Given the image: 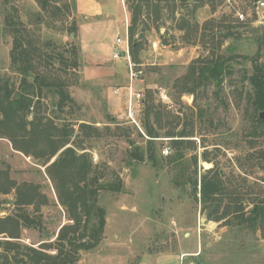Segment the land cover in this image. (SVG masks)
I'll return each mask as SVG.
<instances>
[{
	"label": "rangeland",
	"instance_id": "1",
	"mask_svg": "<svg viewBox=\"0 0 264 264\" xmlns=\"http://www.w3.org/2000/svg\"><path fill=\"white\" fill-rule=\"evenodd\" d=\"M49 1L47 11L37 0H0V84L8 80L17 88L22 86V77L11 63L16 27L26 28L33 44L43 51L58 50L65 55V64L57 60L48 65L43 60L40 66L42 71L49 70V82L65 83V91L73 100L54 113L51 105L55 103L57 109L59 86L51 90L44 87L43 97L34 100V111L39 117H60L53 123L59 129H74L73 144L80 153L89 154L100 182L122 185L120 191L101 189L98 193L99 204L106 210L103 239L95 249L81 252L79 264H264L262 229L239 232L227 224L231 217L209 220L207 211L193 197L190 181L196 168L200 175L216 165L246 211L264 200V170L242 160L251 150L245 141L250 114L241 83L242 72L250 74L253 70L251 58L259 56L258 61L264 64V41L253 29L264 26V7H258L256 0H213L197 8L194 0H163L159 4L153 1L138 18L134 38L143 47L139 61L144 75L134 88L143 92L144 99L148 100L150 93L153 96L158 121L166 126L162 133L174 128L179 131L187 125L193 136L186 139L195 142V146L190 144L182 150L181 160L170 163L164 159L157 167L148 161L133 160L130 155L135 146H146L139 134H144L145 106L141 102L136 107L137 126L128 118L127 94L126 98L125 93L113 94L115 88L129 84V79L126 62L114 60L109 46L119 35V28L124 36V25L132 24L136 0L105 1L113 24H96V18L79 14L78 0ZM238 13H244L245 20H240ZM181 25L183 30L179 29ZM92 27L97 29V38ZM210 31L216 36L211 37ZM227 31L233 36L222 40ZM100 43L106 47L102 49ZM218 53L250 59L232 62L231 74L226 73L219 87L213 84L194 95L184 93L186 85H191L197 59L204 61ZM200 107L205 112H200ZM81 123L97 130L87 137L84 132L91 130L81 131ZM171 139L158 138L160 148L171 147L169 156L175 153ZM255 147L264 150V138ZM58 155L44 166L42 160L15 150L9 139L0 138V171L18 185H36L45 197H38L36 205L19 208L15 189L0 194V217L27 212L40 221V226L22 229L21 241L27 245L55 242L60 228L72 224L47 170ZM205 155L212 162L203 160ZM181 174L183 178H179ZM177 180H184V184L178 185ZM230 201L226 198L225 204Z\"/></svg>",
	"mask_w": 264,
	"mask_h": 264
},
{
	"label": "trees",
	"instance_id": "2",
	"mask_svg": "<svg viewBox=\"0 0 264 264\" xmlns=\"http://www.w3.org/2000/svg\"><path fill=\"white\" fill-rule=\"evenodd\" d=\"M45 10L50 9L49 0H37ZM153 1L160 3L163 0H136L133 5L132 24L129 26V35L131 42V55L136 63H140L139 56L143 49L142 44L134 38L138 18L144 13L146 7H150ZM188 3L191 0H181ZM198 5L204 6L212 3L213 0H194ZM56 3V2H55ZM54 3V4H55ZM57 8V3L54 5ZM59 9V7H58ZM61 10V9H60ZM238 19V18H237ZM12 20V19H11ZM239 20V19H238ZM240 21V20H239ZM252 21V20H251ZM251 23H249V26ZM14 26V24H13ZM180 30L184 26L179 27ZM256 33H261V39L264 41V26L253 28ZM11 51V63L14 72L22 77V86L17 88L11 85L8 80L0 84V138H7L13 145V148L28 156H34L42 160L46 166L58 153L55 161L47 166L48 173L56 185V191L60 203L66 207L72 224H64L58 233L55 242H42L38 247L27 245L21 241V233L24 227L40 226V221L33 218L27 212H20L15 215L0 217V264H79L81 252H89L102 242L106 226V210L99 204L98 193L101 189L110 191H120L121 183H101L93 167L92 159L86 152H79V148L73 144L72 137L74 129L68 126L59 129L52 117H39L36 115V103L43 97L44 87L59 86L57 93V109L51 105L54 113L63 110L67 101L73 99L65 91V83L60 81L49 82L46 78V72L41 70L43 60L50 65L55 61H62L65 64L64 53L58 50L52 52L43 51L37 44L29 38L26 28L16 27ZM74 31V30H73ZM222 40L233 36V33L227 31ZM209 35L215 37L214 31ZM218 48L222 46V42ZM204 41V38L201 39ZM230 47V46H229ZM236 49V48H234ZM233 50V49H227ZM234 52V51H232ZM233 54V53H232ZM237 58L250 59L248 56L231 55L226 56L223 53L213 54L211 58L204 61L197 59L191 72V85L187 84L184 93L195 94L202 89H207L210 85L219 87L225 80L226 73L231 74L232 62ZM259 56L251 58L253 61V70L249 74L242 72L241 83L242 91L245 93L246 102L249 109V126L246 131L245 141L248 146V153L242 158L243 161L255 164L257 168L264 170V150L256 149L255 145L260 139L264 138V120L259 115L264 112V64L258 61ZM75 66L77 62L74 61ZM37 99V102L34 100ZM144 117L142 125L144 134L139 133L145 138L146 146L141 148L135 146V151L130 154L133 160L139 162L148 161L152 165L159 167L165 159L167 162L179 161L183 158L182 150L187 145L194 144L190 133V126H183L177 131L166 128L164 123L158 121L159 110L154 105L153 96L148 95V100L143 99ZM32 120L29 116L33 113ZM200 112H205L200 107ZM111 122H115L112 115H108ZM81 131L89 137L92 131H96L93 125L87 123L80 124ZM169 137L175 153L164 156L161 154L162 148L159 147L158 138ZM196 167L198 166V157H194ZM203 160L212 162L206 155ZM241 160V161H242ZM240 166L243 168L242 162ZM183 174L179 178H183ZM264 181V177L262 179ZM190 181H193V197L202 204V209L207 211L209 220L222 221L231 217V227L238 228L239 232H256L262 229L264 232V200L255 202L254 206L246 211L242 201L234 197L236 192L230 187L228 181H224L223 173L219 166L208 169L205 173L199 175L197 168ZM184 180H177L178 185H182ZM12 189L16 191V205L19 208L29 205H36L38 197H44L39 193V187L34 184L24 183L18 185L15 181H9L7 175L0 171V194H9ZM45 198V197H44ZM231 201L226 205L225 199ZM237 198V199H236ZM235 199V201H233ZM44 202V200H43ZM47 203L45 201L43 204ZM231 204H234L231 210ZM233 216V218H232ZM55 253H52V251ZM245 257L246 254H238Z\"/></svg>",
	"mask_w": 264,
	"mask_h": 264
},
{
	"label": "built area",
	"instance_id": "3",
	"mask_svg": "<svg viewBox=\"0 0 264 264\" xmlns=\"http://www.w3.org/2000/svg\"><path fill=\"white\" fill-rule=\"evenodd\" d=\"M257 6L263 8L264 0H256ZM238 18L240 20H245L244 13H238ZM112 58L114 60L123 59L127 65L129 84L126 86H120L114 89L113 94L116 96L121 95L122 90H125L127 94V111L129 120L136 124V119L134 117V112L137 106L143 103L144 94L141 91H137L134 88L135 82L143 79L144 68L143 64L136 63L131 55V42L129 35V24L126 23V31L124 36H117L115 40V46L112 50ZM162 97L167 98L166 95L162 94ZM171 152V147L166 145L162 148V155L167 156Z\"/></svg>",
	"mask_w": 264,
	"mask_h": 264
},
{
	"label": "crops",
	"instance_id": "4",
	"mask_svg": "<svg viewBox=\"0 0 264 264\" xmlns=\"http://www.w3.org/2000/svg\"><path fill=\"white\" fill-rule=\"evenodd\" d=\"M105 1L106 0H78V13L85 16V18L89 19V18H96V24L99 23H109V24H113V19L110 18V13H109V9L105 7ZM105 15V16H104ZM124 23V22H123ZM95 26V25H94ZM122 27V26H121ZM124 34L126 31V24L124 25ZM92 29H94V27H92ZM119 35L120 34V28L118 30ZM94 36L97 35V29H94ZM117 34V36H119ZM115 36L112 40V45L109 46V48L111 49V51L113 50V47L115 46V40L116 37ZM96 37V36H95ZM97 38V37H96ZM154 45L157 46L158 45V41L154 42ZM102 49H104V47H106V45L103 43H100L99 45ZM100 48V50H101ZM124 86V85H122ZM136 86V85H135ZM125 90H122V94H124L125 98H126V92H124Z\"/></svg>",
	"mask_w": 264,
	"mask_h": 264
},
{
	"label": "water",
	"instance_id": "5",
	"mask_svg": "<svg viewBox=\"0 0 264 264\" xmlns=\"http://www.w3.org/2000/svg\"><path fill=\"white\" fill-rule=\"evenodd\" d=\"M72 38H74V33H72L71 35ZM54 107H55V103H54ZM259 117L264 120V112L260 113Z\"/></svg>",
	"mask_w": 264,
	"mask_h": 264
}]
</instances>
